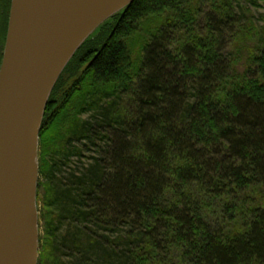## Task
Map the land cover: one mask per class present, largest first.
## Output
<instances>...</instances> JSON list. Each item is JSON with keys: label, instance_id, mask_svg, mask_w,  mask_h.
<instances>
[{"label": "trees", "instance_id": "16d2710c", "mask_svg": "<svg viewBox=\"0 0 264 264\" xmlns=\"http://www.w3.org/2000/svg\"><path fill=\"white\" fill-rule=\"evenodd\" d=\"M205 1L135 0L61 75L40 134L39 264H264V26ZM240 39L257 53L229 87ZM80 96L92 115L63 133L95 145L85 167L48 151Z\"/></svg>", "mask_w": 264, "mask_h": 264}, {"label": "water", "instance_id": "95a60500", "mask_svg": "<svg viewBox=\"0 0 264 264\" xmlns=\"http://www.w3.org/2000/svg\"><path fill=\"white\" fill-rule=\"evenodd\" d=\"M135 0H11L0 66V264H39L40 134L82 45Z\"/></svg>", "mask_w": 264, "mask_h": 264}, {"label": "rangeland", "instance_id": "374dc122", "mask_svg": "<svg viewBox=\"0 0 264 264\" xmlns=\"http://www.w3.org/2000/svg\"><path fill=\"white\" fill-rule=\"evenodd\" d=\"M1 0V4H2ZM218 6H222V0H215ZM240 2L237 3L236 2ZM234 4L239 9V18L244 22V23H250L254 22L259 26H264V0H234ZM203 7L205 10H208L209 7H211V2L210 0H206L205 3L203 4ZM245 9V10H244ZM245 41L243 39H240L236 43H234L236 46H239V48L243 49V53L237 51V53H242L240 56V62L237 63L235 66V69L233 71V74L230 75L228 78L227 84L229 87L235 86L238 83H240L241 76H244L247 69L252 65V60L257 53L254 47H249V46H244ZM234 51L235 48L233 47ZM4 51V49H3ZM85 65V66H84ZM83 67L76 69V71H73L71 76L69 77L67 81V87H70L73 82L79 77V73H83L85 71V67L87 66V63L84 64ZM86 84V82H85ZM66 90H62V94L60 93L58 95V98L60 99V102L65 99ZM84 99V98H83ZM81 96L80 98L72 101L71 107L69 111H64L61 112L63 113L60 121V130L61 134L58 132L55 133V135L50 138L49 140V148L48 151L50 154L54 155L57 153V151H60L61 154L64 152L65 148L68 146V148L71 149L72 154L70 157V161H72L74 164L78 165L79 167H85L92 161V157L96 155V152L94 149H96L95 145L91 142V139H84L83 140H75V138L67 137L66 140H64V133L63 130L67 131L70 129L72 126V122L76 121H82L89 119L90 116L92 115V112L90 110L89 106H84L81 104ZM59 126H57L58 130ZM59 139V146L56 147L52 141L58 140ZM61 140L63 142H61ZM41 208L42 206H39L40 209V224H41V247H42V235L44 234V221H42V214H41ZM56 208L53 206L51 208V214L47 218V221H53L56 218ZM64 226H68V223H63L61 224Z\"/></svg>", "mask_w": 264, "mask_h": 264}, {"label": "flooded vegetation", "instance_id": "af4514ba", "mask_svg": "<svg viewBox=\"0 0 264 264\" xmlns=\"http://www.w3.org/2000/svg\"><path fill=\"white\" fill-rule=\"evenodd\" d=\"M0 7H1V0H0Z\"/></svg>", "mask_w": 264, "mask_h": 264}]
</instances>
